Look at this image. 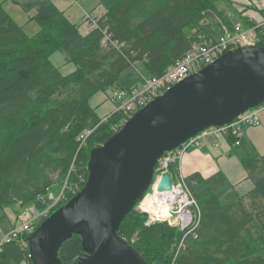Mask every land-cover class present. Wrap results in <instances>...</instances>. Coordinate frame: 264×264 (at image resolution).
I'll use <instances>...</instances> for the list:
<instances>
[{"label":"trees","instance_id":"1","mask_svg":"<svg viewBox=\"0 0 264 264\" xmlns=\"http://www.w3.org/2000/svg\"><path fill=\"white\" fill-rule=\"evenodd\" d=\"M222 1L98 0L104 8L99 29H106L120 44L118 48L104 45L99 29L83 34L46 0L22 4L26 10L37 7L33 17L39 28L29 36L0 2V207L32 203L40 207L38 196L56 191L71 165V181L83 172L87 179L91 148L104 143L127 120V115L113 110L102 119L90 106V97L98 91L128 87L135 71H130L126 80L121 74L136 63L144 69H136L137 75H161L208 37L201 21L206 11L222 18ZM96 11L101 12V8ZM61 52L66 63L74 66L68 74L51 61ZM89 128L95 129L79 147L78 136ZM235 139L231 134L226 136L242 167L254 171L259 157L252 144L245 153L241 142L235 145ZM177 171L178 163L172 162L169 173L174 176ZM186 181L200 207L201 219L184 239L179 264H264V177L227 203H221L209 187H195L201 183L200 174L193 173ZM136 205L123 218L118 234L148 264H170L183 232L166 221L146 224L145 213L136 210ZM253 222L261 231L258 236L248 228ZM27 252L18 241L5 243L0 264H19L25 259L31 264ZM83 256L81 238L75 234L58 252L61 261L68 263Z\"/></svg>","mask_w":264,"mask_h":264},{"label":"water","instance_id":"2","mask_svg":"<svg viewBox=\"0 0 264 264\" xmlns=\"http://www.w3.org/2000/svg\"><path fill=\"white\" fill-rule=\"evenodd\" d=\"M263 103L264 46L258 45L226 51L154 97L91 148L84 186L29 235L31 264H148L118 229L151 187L158 159ZM171 186L166 173L157 191ZM74 234L81 238L84 256L63 262L59 249Z\"/></svg>","mask_w":264,"mask_h":264},{"label":"built area","instance_id":"3","mask_svg":"<svg viewBox=\"0 0 264 264\" xmlns=\"http://www.w3.org/2000/svg\"><path fill=\"white\" fill-rule=\"evenodd\" d=\"M102 17L100 11L85 12L83 24L87 30L99 29V20ZM101 30L103 37L101 42L114 48L120 44L111 39L106 29ZM262 46L264 45V20L261 23L253 24L248 28L239 25L222 35L214 37H203L201 41L191 48L186 54L176 59L159 76H146L142 72L138 73V82L135 85L112 89L109 98L114 104L113 112H121L130 117L136 110L143 107L154 97L168 90L173 84L198 71L217 57L229 50H234L241 46ZM264 108V103L239 114L232 122L218 127H209L197 135L187 139L180 146L165 152L157 161L154 168L152 185L149 188L151 193H163L157 191V186L161 176L169 173V165L177 162L178 166L184 154L192 148L199 147L205 142L206 138L216 134L234 136L235 145H239L243 137L244 130L250 126L260 125L259 112ZM92 129H86L78 136L79 147L86 144V138L92 133ZM73 166L71 165L68 173L62 179L60 187L56 191H48L46 195L38 196L37 200L41 204L18 206L15 225L0 239V250L3 244L11 241H18L23 247L28 249V237L34 229L48 217L55 209L73 197L85 184V174L79 173L74 181H71L69 174ZM172 186L169 192L172 193L166 207V216H161L162 209L155 206L154 214L148 211L147 197L149 190L140 199L136 209L140 212H149V222L166 221L169 225L183 231L184 234L177 243L170 264H179L178 258L184 249V239L198 227L201 219V210L193 192L188 186L186 177L179 171L172 175ZM151 194V195H152ZM21 205V204H19ZM27 257L30 260L29 252ZM28 260H22L19 264H28ZM31 261V260H30Z\"/></svg>","mask_w":264,"mask_h":264},{"label":"rangeland","instance_id":"4","mask_svg":"<svg viewBox=\"0 0 264 264\" xmlns=\"http://www.w3.org/2000/svg\"><path fill=\"white\" fill-rule=\"evenodd\" d=\"M5 2L6 9L9 11L12 18L17 22L18 25L22 27L24 32L32 36L38 31V25L35 22L34 14L31 13L32 10L22 11L20 6L12 3V0H3ZM53 4L58 5L60 9H63L66 13H71L72 20L71 22L75 24L79 30L82 29V20H83V10L84 12L96 11L98 7L101 8V13H104V8L98 5V0H79L75 2L73 0H50ZM3 5V2H1ZM3 7V6H2ZM11 9V10H9ZM62 11V10H61ZM64 11H62L64 13ZM65 14V13H64ZM213 12L208 11V13L204 14L202 19V24L209 25L213 21ZM66 15V14H65ZM84 25V24H83ZM65 53L61 52L55 54L51 57V61L55 66L60 67L64 74H68L74 70V66L71 63H66L65 61ZM137 70H144L140 63H136L135 66H132L130 69H126L122 74L121 78L126 80L127 76L131 74L130 71H135L132 73L133 76L137 75ZM127 82V81H126ZM119 83V82H118ZM130 84V82H127ZM125 83V84H127ZM72 84H70L62 93L58 94L59 98L62 97L68 89H70ZM110 90V89H109ZM107 90L106 92L98 91L94 95H92L89 99V104L92 106L96 112V114L104 119L106 115H108L114 109V104H112L109 94L111 90ZM109 92V93H108ZM260 119V125L252 126V128L248 129V133H252L254 137H249V140L244 137L241 140V149L243 152L248 153V144L249 141L252 144L253 152L259 157V162L257 168L249 172L244 169L240 164L237 156L235 155L233 150H230L226 155L224 154V159H222L223 165H220V170L214 168L210 170V176H204L203 181H201L203 186L209 187L212 191L216 193L221 203H227L229 201H233L237 198L238 195L244 194L254 183V181L264 177V108H262L258 114ZM215 140V138H220L221 134H216L214 136L209 137V139ZM194 149V148H192ZM251 151V150H250ZM196 185V184H195ZM202 186V187H203ZM197 188V185L195 186ZM149 190V189H148ZM197 190V189H195ZM149 195H151V190H149ZM63 205V204H62ZM17 205H10L0 207V228L2 229L0 232V239H2L3 234H6L10 230L11 223H17L16 213ZM15 210V211H14ZM137 210V209H136ZM140 212V211H139ZM149 212H146V224L154 223L149 222L148 217ZM13 217V218H12ZM157 222V221H155ZM251 233L255 236L260 235L261 231L258 226L253 222L248 226ZM9 229V230H8ZM8 230V231H7ZM264 255V252H263Z\"/></svg>","mask_w":264,"mask_h":264},{"label":"crops","instance_id":"5","mask_svg":"<svg viewBox=\"0 0 264 264\" xmlns=\"http://www.w3.org/2000/svg\"><path fill=\"white\" fill-rule=\"evenodd\" d=\"M12 1H13L12 3L16 4L17 6H20L22 11L32 10L31 11L32 14H35L37 12L36 6H33L32 8L27 10L23 8L22 4L27 0H12ZM46 1L51 2L50 0H46ZM73 1L78 2L79 0H73ZM0 2H3L2 5L3 9L12 18L9 11L6 9L7 5H5V2L3 0H0ZM54 5L58 7V5L56 4ZM58 8L60 9V7ZM60 10L64 11L63 9ZM82 10L83 13H85L84 9ZM219 10L223 13L222 18H219L216 14H213L215 16H213V21L209 25L201 24V28L204 31V33L210 37L216 38L222 35L223 33H225L226 31L231 30L236 25L248 28L253 24L261 23L264 20V0H223L222 2H220ZM64 13L66 14L67 18L71 21L72 20L71 13H66L65 11ZM205 13H208V11H206ZM81 32L83 34H86L88 32V30L83 25V23H82ZM129 80H130L129 86L135 85L138 82L137 76H133L132 79ZM250 128H252V126L247 127L244 130V134L242 138L246 137L249 140V137H254L252 133L247 134V131ZM209 137H207L205 142L202 143L199 147L190 149L184 154L178 166V169L185 177H188L193 173H198L201 176V181H203L204 183L203 180L204 176H210L211 169L213 170L214 168H217L218 170H220L219 169L220 165H223L222 159H224L225 157L224 154L226 155L227 153L230 152V150H232L231 145L228 144L226 141V136L221 134V140L220 138H215V140H213L211 138L209 139ZM249 143L251 142L249 141ZM203 183L201 182L197 186L200 185L203 186L202 185ZM16 207L18 210V205ZM16 211L15 213L17 214ZM10 226L11 229L14 226V223H11ZM1 230L2 229L0 228V232Z\"/></svg>","mask_w":264,"mask_h":264},{"label":"bare ground","instance_id":"6","mask_svg":"<svg viewBox=\"0 0 264 264\" xmlns=\"http://www.w3.org/2000/svg\"><path fill=\"white\" fill-rule=\"evenodd\" d=\"M246 129V128H245ZM170 191V190H169ZM169 191H165L163 193H154L147 197L146 201L148 204V211L154 214L155 206H159L162 210L161 216H166V207L167 203L169 202L172 193ZM183 232V231H182ZM184 234V232H183ZM182 238V237H181Z\"/></svg>","mask_w":264,"mask_h":264},{"label":"clouds","instance_id":"7","mask_svg":"<svg viewBox=\"0 0 264 264\" xmlns=\"http://www.w3.org/2000/svg\"><path fill=\"white\" fill-rule=\"evenodd\" d=\"M147 191H148V190H147ZM147 191H146V192H147Z\"/></svg>","mask_w":264,"mask_h":264}]
</instances>
